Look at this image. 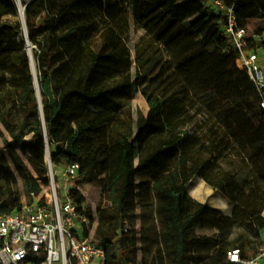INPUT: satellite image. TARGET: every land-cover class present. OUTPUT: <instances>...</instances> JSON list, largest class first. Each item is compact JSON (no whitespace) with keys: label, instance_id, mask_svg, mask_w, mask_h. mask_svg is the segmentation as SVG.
I'll return each instance as SVG.
<instances>
[{"label":"trees","instance_id":"obj_1","mask_svg":"<svg viewBox=\"0 0 264 264\" xmlns=\"http://www.w3.org/2000/svg\"><path fill=\"white\" fill-rule=\"evenodd\" d=\"M225 1L248 30L252 18H264V0ZM206 2L134 0V21L169 55L173 75L165 76L149 69L147 59H137L114 26L105 29L101 44V9L110 20L120 1L29 0L27 38L25 26L3 21L13 0H0V121L12 138L0 144V177L15 178L9 155L27 202L35 193L44 203L41 181L50 179L28 171L17 145L34 169L48 170V148L55 168L78 163V184H101L109 200L99 207L97 222L81 189L69 193L91 228L96 224L92 239L105 248V264H238L228 259L230 250L239 248L245 257L258 250L264 227V92L238 67L225 16ZM255 32L249 48L264 50V21ZM28 42L35 45L42 108ZM138 92L146 113L132 108ZM16 109L22 111L20 125ZM196 177L231 199L234 217L190 195ZM23 204L11 188L0 196V212ZM237 224L250 233L231 239ZM199 226L218 233L199 236Z\"/></svg>","mask_w":264,"mask_h":264},{"label":"built area","instance_id":"obj_2","mask_svg":"<svg viewBox=\"0 0 264 264\" xmlns=\"http://www.w3.org/2000/svg\"><path fill=\"white\" fill-rule=\"evenodd\" d=\"M206 4L225 16L230 47L239 52L238 67L248 73L258 91L264 92V50L249 48L248 29L240 25L234 5L225 0H207ZM79 171L78 163L63 167L66 185L78 179ZM69 193L62 198L51 175L44 203L32 193V202L26 201L10 213L0 212V264H36L38 257H42L39 264L106 263L105 248L92 239L96 224L91 228L89 217ZM86 229H91V235H86ZM259 243L251 257L234 248L228 252V259L238 264H264V227Z\"/></svg>","mask_w":264,"mask_h":264},{"label":"rangeland","instance_id":"obj_3","mask_svg":"<svg viewBox=\"0 0 264 264\" xmlns=\"http://www.w3.org/2000/svg\"><path fill=\"white\" fill-rule=\"evenodd\" d=\"M107 1V0H106ZM114 1V0H113ZM116 2L120 1L119 9H115L113 11V16L109 17L110 20H107L104 17L103 10L101 9V44L103 43V33L105 29L109 26H114L119 30V33L124 38L128 48L132 52L133 55L140 60L147 59V64L149 65V69L154 68V71H162L165 76L173 75V65L169 60V55L164 53L163 47L159 45V43L153 38V36L146 30L139 28L137 23L134 21V14L132 13L134 0H115ZM14 8L11 9L10 13L3 17V21L9 24L19 23L24 28L25 19L22 17L20 12V5H22L25 9L29 0H13ZM264 21V18L260 15L255 16L249 22V36L253 37L256 35L255 29L259 26V24ZM30 43V42H29ZM31 44V43H30ZM32 45V50L35 48V45ZM29 49V48H28ZM30 52V49H29ZM262 62L264 65V55L262 56ZM137 63L135 62L132 67V72L134 73L137 67ZM31 68L33 70V74L36 78H38V66L37 62L34 58V64ZM148 71V70H147ZM132 108L139 109L142 112L146 113L148 107L141 93H135L134 98L132 100ZM14 116L16 118V122L18 125L22 122V111H18L16 109ZM31 138V135H27L24 141H27ZM6 140H11V135L8 132L7 128L0 121V144L3 145ZM17 151L20 156V159L25 163L28 168V171L34 175L38 176H46L50 179L51 175L54 176L55 186L62 198L65 196L67 191H71L74 187H79L81 191L86 195L87 202L86 207L91 211L94 219L98 222L99 220V207L106 206L109 204V200L101 187V184H88V185H79L77 181H69L66 185L64 177L62 175L63 167H54L50 158V150L48 148L46 158L48 160V170L44 169H34L29 164L27 160V156L22 152L19 145H17ZM7 164H9L11 171L14 172L15 178L13 181H9L6 177H0V196L7 194L9 189L17 194H20L23 201L26 202L29 197L25 191V186L21 175L19 174L17 168L15 167L13 161L10 156H6ZM231 163V162H230ZM236 163L235 170H240L242 165L239 162ZM224 166L226 169H230L229 162H225ZM43 187V193L47 194L50 192V183L47 184L44 181H41ZM189 193L193 196V198L197 200H204L209 202V204L215 205L218 207L223 214L229 216L230 218L234 217L235 204L228 198L224 193L220 191L214 190L204 179L196 177L189 184L188 187ZM222 203L226 204V210L223 208ZM99 224V223H98ZM153 228H154V224ZM141 226V220H137L136 227ZM98 227V226H97ZM241 231H248V227L245 224H237L234 227V232L231 236V239L235 238ZM96 232L93 233L95 235ZM197 235L199 236H212L218 233V229L209 227V226H199L196 230ZM148 244V243H147ZM141 253V251L139 252ZM152 256L153 253H149V256ZM165 264H167L165 260ZM203 264H210L209 261H205Z\"/></svg>","mask_w":264,"mask_h":264},{"label":"water","instance_id":"obj_4","mask_svg":"<svg viewBox=\"0 0 264 264\" xmlns=\"http://www.w3.org/2000/svg\"><path fill=\"white\" fill-rule=\"evenodd\" d=\"M26 9H27V6L24 9V13L25 14H26ZM24 19H25V17H24ZM25 33H26V37L28 38L26 24H25ZM28 45H29V49H30L31 63H32V66H33L34 54H33V50H32V45L29 42H28ZM31 51H32V54H31ZM34 77H35V75H34ZM35 84H36V88H37V93H38L40 105H41V108H42V99H41V94H40V89H39V83H38V78H36V77H35Z\"/></svg>","mask_w":264,"mask_h":264},{"label":"bare ground","instance_id":"obj_5","mask_svg":"<svg viewBox=\"0 0 264 264\" xmlns=\"http://www.w3.org/2000/svg\"><path fill=\"white\" fill-rule=\"evenodd\" d=\"M20 12H21V15H22V17L24 18L25 17V13H24V7L22 6V5H20ZM31 54H32V51H31ZM33 64H34V60H33ZM221 206H223V208L225 209L226 207V204L224 203H222V205ZM226 210V209H225Z\"/></svg>","mask_w":264,"mask_h":264},{"label":"crops","instance_id":"obj_6","mask_svg":"<svg viewBox=\"0 0 264 264\" xmlns=\"http://www.w3.org/2000/svg\"><path fill=\"white\" fill-rule=\"evenodd\" d=\"M191 195V194H190ZM192 196V195H191ZM193 197V196H192ZM195 199V198H194ZM196 201H198V202H201V203H204V202H206V201H204V200H197V199H195ZM210 206H212L213 208H218V207H216L215 205H212V204H210Z\"/></svg>","mask_w":264,"mask_h":264}]
</instances>
